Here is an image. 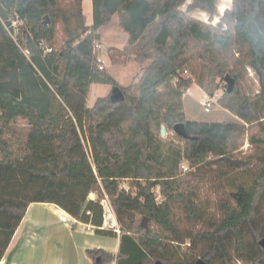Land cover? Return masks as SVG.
I'll list each match as a JSON object with an SVG mask.
<instances>
[{
  "label": "trees",
  "instance_id": "16d2710c",
  "mask_svg": "<svg viewBox=\"0 0 264 264\" xmlns=\"http://www.w3.org/2000/svg\"><path fill=\"white\" fill-rule=\"evenodd\" d=\"M218 1L92 0L89 24L82 0H0V259L32 201L115 236L101 228L107 200L118 251L88 248L90 264H264V224L254 215L264 136H249L257 151L249 159H225L264 114V0H231L220 26L212 23ZM115 17L127 35L123 51L143 64L127 85L92 53ZM241 68L253 71L259 90L247 96L235 85L216 103L242 123L188 118L192 84L212 97L216 80L229 74L236 83ZM93 83L117 86L124 97L87 106ZM236 96L243 98L233 103ZM177 123L188 138L161 135V126L168 134ZM208 175L225 190L214 211L201 196Z\"/></svg>",
  "mask_w": 264,
  "mask_h": 264
},
{
  "label": "crops",
  "instance_id": "0c3cea01",
  "mask_svg": "<svg viewBox=\"0 0 264 264\" xmlns=\"http://www.w3.org/2000/svg\"><path fill=\"white\" fill-rule=\"evenodd\" d=\"M82 7L84 11V0H82ZM87 7L91 14L90 19L85 11L84 13L88 23L91 24L92 0H87ZM112 24L120 29L117 22L113 21L108 27L100 29L102 58L105 65L108 54L115 58L120 54L116 45H114L116 38H119L118 42L121 47H118V49H121V51H123L127 40L125 32L124 36L117 30L112 33L109 32L108 28ZM106 44H109V46H106ZM128 59L131 69H133L134 64L139 66L135 74L131 76L130 83L141 73L143 66L134 61L130 55ZM115 63L118 65L120 62L115 61ZM115 74L112 76L120 83ZM18 189L19 191H26V188ZM115 225L117 227H108L103 221L101 228L114 231L116 235H99L95 233L93 225L75 220L57 205L32 201L5 251L6 264H90V259L85 252L88 248H102L112 254L117 253L119 230L116 220ZM106 264H115V262L110 261Z\"/></svg>",
  "mask_w": 264,
  "mask_h": 264
},
{
  "label": "rangeland",
  "instance_id": "374dc122",
  "mask_svg": "<svg viewBox=\"0 0 264 264\" xmlns=\"http://www.w3.org/2000/svg\"><path fill=\"white\" fill-rule=\"evenodd\" d=\"M231 6V0H219L217 4L216 9V15L214 16L212 23L215 25L220 26V22L218 17L223 13L225 8H229ZM84 11L89 16L90 19V13L88 11L87 7V0H84ZM193 16L196 18H199L201 20L207 21V15L200 12V11H194ZM117 18L115 17L113 22L116 23ZM21 23L17 20L13 22V26L15 28L14 35L19 30V25ZM110 30L109 32H114V30H117L122 34L123 36L125 33L121 30L115 27L113 24L108 28ZM59 38L61 39V35L59 34ZM119 38H116V42H114V45H116L117 50H119L120 54L117 58L114 56L108 54V57L106 59V65L104 64V68L107 70V72L110 75H114L117 77V79L120 81L121 85H127L129 81L131 80V76L135 74L137 71V68L139 67L137 64H134L133 69L129 67L128 64V54L121 51V49H118V47H121V44L118 42ZM117 43V44H116ZM106 46H109V44H106ZM105 54V52H104ZM100 55H103V51L101 50ZM115 61H118V65L115 63ZM143 65V64H142ZM124 71V73H123ZM189 73L184 74L185 76H188ZM218 85V89L214 91V94L212 97H209L202 88L196 84V82L187 90V93L184 94V103H185V110L186 114L188 115V118L190 120H196V121H202V122H222V121H235L242 123L243 121L237 117L234 113L229 111L228 109L218 105L216 101L221 97L223 94L224 89H226L227 82L225 80L217 79L216 82ZM237 86V89L246 94L247 96H252L255 92L259 90L258 81L256 79V76L254 75L253 71L249 68H246L243 70L241 68V78L235 83L234 86ZM112 86L109 83H93L90 86L86 104L87 106H92L95 99L99 96H104L107 94H111ZM211 98V100H210ZM242 96H236L232 99L233 103H238L242 100ZM205 103L211 104L209 106V111H206L204 107L206 106ZM264 122V114L263 117L259 121H255L248 125L247 132L245 134L244 139L242 140L241 146L239 147L236 154L232 157L234 160H246L249 159V157H252L256 154V147L251 144L248 140L250 135H261L264 136V133L261 130V126ZM174 131L169 132L168 134L165 133L164 136H167L169 139L172 138ZM224 186L217 183L214 177L211 175H208L206 179H204V182L202 184L201 189V196L203 199L206 200L207 206H209V209L211 211H214L217 207L218 200L223 198L224 196ZM104 201V200H103ZM256 207H255V216L258 218H261L259 220L260 223L264 224V192L256 198ZM111 225H109L110 227ZM117 227L116 225L113 226Z\"/></svg>",
  "mask_w": 264,
  "mask_h": 264
},
{
  "label": "water",
  "instance_id": "95a60500",
  "mask_svg": "<svg viewBox=\"0 0 264 264\" xmlns=\"http://www.w3.org/2000/svg\"><path fill=\"white\" fill-rule=\"evenodd\" d=\"M44 22H45V24H48V23H49V19H48L47 16H46V20H45ZM224 80L227 82V87H226L227 92H231V91L233 90V87H234V79H233L229 74H227V75L225 76V79H224ZM123 97H124V96H123L121 90H120L117 86H114V87L112 88V91H111V94H110V99H111V101H112V102H117V101L122 100ZM173 131H174L176 134H178L179 136H182V137H184V138H188V135H187V133H186V131H185V128H184L183 123H177V124H175V125L173 126ZM161 135H162V136L165 135V128H164V126H161ZM225 159H226L228 162H230V163H232V164H234V165L237 164V160L230 159V158H228V157H225ZM94 197H95L94 193H90V194H89V199H90V200H93ZM103 208H104V221H106V214L109 213L110 216H111L110 221H111V222H115V220H116V219H115V216H114L113 213L111 212V210H110V208H109V206H108V204H107L106 202H103ZM108 222H109V221H108ZM146 222H147L146 218H143L142 221H141V225H142L143 227H146ZM259 243L261 244V246H262V248H263V250H264V237L260 239ZM155 264H162V263H160V262H156ZM194 264H207V263H206L203 259H201V258H197Z\"/></svg>",
  "mask_w": 264,
  "mask_h": 264
},
{
  "label": "built area",
  "instance_id": "2783aa9c",
  "mask_svg": "<svg viewBox=\"0 0 264 264\" xmlns=\"http://www.w3.org/2000/svg\"><path fill=\"white\" fill-rule=\"evenodd\" d=\"M101 50H102V44H101V42L100 41H95L94 43H93V45H92V53H93V55H94V57H95V59H96V62L98 63V65H99V69H102V68H104V59L102 58V56L100 55V52H101ZM187 73V71H184L183 72V74H186ZM210 100H211V98H210ZM205 107H204V109L206 110V111H208L209 110V103H205ZM103 202H106L107 204H108V206H109V208H110V205H109V203H108V201L107 200H104ZM103 202H102V205H103ZM110 210H111V208H110ZM103 211H104V208H103ZM111 212H112V210H111ZM90 212L89 211H87V214H89ZM113 213V212H112ZM114 215V214H113ZM103 216H104V214H103ZM103 221H104V219H103ZM104 223H105V225H107L108 227H109V223L110 222H108V221H104ZM0 264H6V258H5V256H3L1 259H0Z\"/></svg>",
  "mask_w": 264,
  "mask_h": 264
}]
</instances>
